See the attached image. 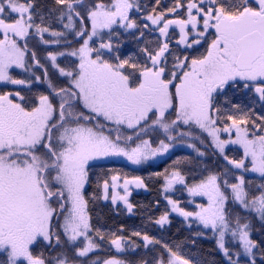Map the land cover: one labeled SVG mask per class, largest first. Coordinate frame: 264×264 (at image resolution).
Returning <instances> with one entry per match:
<instances>
[{
  "label": "snow or ice",
  "instance_id": "1",
  "mask_svg": "<svg viewBox=\"0 0 264 264\" xmlns=\"http://www.w3.org/2000/svg\"><path fill=\"white\" fill-rule=\"evenodd\" d=\"M0 264H264V0H0Z\"/></svg>",
  "mask_w": 264,
  "mask_h": 264
},
{
  "label": "trees",
  "instance_id": "2",
  "mask_svg": "<svg viewBox=\"0 0 264 264\" xmlns=\"http://www.w3.org/2000/svg\"><path fill=\"white\" fill-rule=\"evenodd\" d=\"M126 170L127 171H132V169H126ZM154 170H159V169H154ZM135 174H143V173H135ZM149 189H150V191H147V192L146 191H140L138 193L134 192L133 193V200L134 201H141L143 203H147V202L151 201L157 195V193H156L155 187H153L152 185H149ZM99 210L103 214H109V215H112L113 217H115V214L111 212L110 206H108V205L101 204L99 206ZM120 218L123 219L124 217L122 216ZM128 222L129 223H138L139 221L138 220H129ZM180 223L181 222H180L179 218H177L174 221V226H173V229H172L173 232L176 230L177 227L180 226ZM203 246H204L205 249H209L213 245L210 242H204Z\"/></svg>",
  "mask_w": 264,
  "mask_h": 264
},
{
  "label": "flooded vegetation",
  "instance_id": "3",
  "mask_svg": "<svg viewBox=\"0 0 264 264\" xmlns=\"http://www.w3.org/2000/svg\"><path fill=\"white\" fill-rule=\"evenodd\" d=\"M140 191H144V190H136V191H134V192H135V193H138V192H140ZM134 192H133V193H134Z\"/></svg>",
  "mask_w": 264,
  "mask_h": 264
}]
</instances>
